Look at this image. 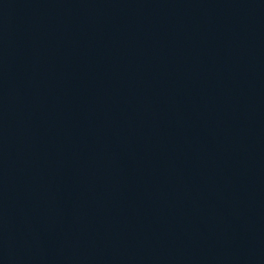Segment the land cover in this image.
Instances as JSON below:
<instances>
[{
  "label": "water",
  "instance_id": "95a60500",
  "mask_svg": "<svg viewBox=\"0 0 264 264\" xmlns=\"http://www.w3.org/2000/svg\"><path fill=\"white\" fill-rule=\"evenodd\" d=\"M0 264H264V0H0Z\"/></svg>",
  "mask_w": 264,
  "mask_h": 264
}]
</instances>
